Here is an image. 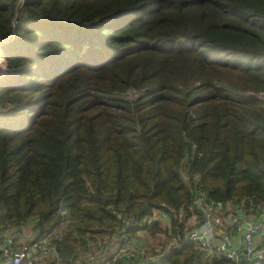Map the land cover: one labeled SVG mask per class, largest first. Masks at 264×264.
<instances>
[{"label":"trees","instance_id":"1","mask_svg":"<svg viewBox=\"0 0 264 264\" xmlns=\"http://www.w3.org/2000/svg\"><path fill=\"white\" fill-rule=\"evenodd\" d=\"M18 2L0 0V227L40 238L64 207L52 264H74L124 216L187 204L183 171L264 205V0ZM150 264L234 263L181 240Z\"/></svg>","mask_w":264,"mask_h":264},{"label":"built area","instance_id":"2","mask_svg":"<svg viewBox=\"0 0 264 264\" xmlns=\"http://www.w3.org/2000/svg\"><path fill=\"white\" fill-rule=\"evenodd\" d=\"M21 5L18 3L19 8ZM182 177L187 184L193 181L187 204L152 210L151 215L140 221L124 216L116 234L94 235L88 239L87 247L80 250L74 264H94L96 255L91 246L96 242L101 245L100 249L112 248L97 264L137 261L150 264L178 248L181 240L192 245L202 262L224 258L234 264H264V205L250 200L246 205L244 199L210 198L198 184L197 176L190 177L183 171ZM58 214L59 225L40 238L33 228L32 233L25 234L22 228L0 227V264L58 262L54 240L60 239L68 228L69 213L60 207ZM171 215L183 225V236L179 239L168 235ZM28 222L33 225L32 221ZM152 225L159 230L153 232Z\"/></svg>","mask_w":264,"mask_h":264},{"label":"rangeland","instance_id":"3","mask_svg":"<svg viewBox=\"0 0 264 264\" xmlns=\"http://www.w3.org/2000/svg\"><path fill=\"white\" fill-rule=\"evenodd\" d=\"M21 1L23 2V0H20L18 3L19 5H21ZM19 8V6H18ZM17 8V11L15 12V15H14V19H16L18 17V13H19V10ZM16 20H14V24H15ZM10 40L9 39H6V40H0V78L3 77L4 75H6L7 71H6V68H5V60H4V56H3V47L9 42ZM128 95L132 98V97H135V95H137L136 92H129ZM255 98H257L260 102H262L264 104V94H258V95H255Z\"/></svg>","mask_w":264,"mask_h":264},{"label":"crops","instance_id":"4","mask_svg":"<svg viewBox=\"0 0 264 264\" xmlns=\"http://www.w3.org/2000/svg\"><path fill=\"white\" fill-rule=\"evenodd\" d=\"M32 228L33 225L31 224V222L26 223L25 226L22 227V230L25 234H29L32 233ZM92 250H94V254L95 259H94V264H97L98 261H100L102 258H104L105 256L108 255V253L112 250V248H109V246H107L106 248L100 249L101 245L99 244V242H96V244L92 245ZM44 264V263H41Z\"/></svg>","mask_w":264,"mask_h":264},{"label":"water","instance_id":"5","mask_svg":"<svg viewBox=\"0 0 264 264\" xmlns=\"http://www.w3.org/2000/svg\"><path fill=\"white\" fill-rule=\"evenodd\" d=\"M67 264H70V263L67 262Z\"/></svg>","mask_w":264,"mask_h":264}]
</instances>
